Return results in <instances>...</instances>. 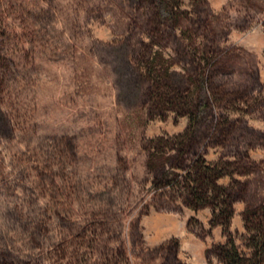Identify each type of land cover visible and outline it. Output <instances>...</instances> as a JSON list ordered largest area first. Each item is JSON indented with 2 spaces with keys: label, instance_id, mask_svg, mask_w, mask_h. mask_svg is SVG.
Returning a JSON list of instances; mask_svg holds the SVG:
<instances>
[{
  "label": "rangeland",
  "instance_id": "1",
  "mask_svg": "<svg viewBox=\"0 0 264 264\" xmlns=\"http://www.w3.org/2000/svg\"><path fill=\"white\" fill-rule=\"evenodd\" d=\"M170 1L0 0V264H222L264 217V0ZM166 141L223 166L227 227Z\"/></svg>",
  "mask_w": 264,
  "mask_h": 264
},
{
  "label": "trees",
  "instance_id": "2",
  "mask_svg": "<svg viewBox=\"0 0 264 264\" xmlns=\"http://www.w3.org/2000/svg\"><path fill=\"white\" fill-rule=\"evenodd\" d=\"M156 1L157 13L160 17L172 16L174 5L170 0ZM148 72L154 83L153 98L166 105L174 102L175 97H165L160 90V82L163 74L166 73V68L151 63L148 66ZM170 143L171 141H166L162 149L154 146L148 157V165H166V171L161 174L162 182L168 184L173 181L175 185L183 188L186 192L187 203L192 207L209 205L211 222L227 227L230 224L233 209L227 186L218 182V179L225 173L223 166L197 156L179 174L175 166L167 162L173 155ZM158 148L162 151H158ZM249 222L253 226H250ZM244 224L246 236L242 246L230 233L223 242L217 245V256L222 264H264V217L262 214L253 213L245 219Z\"/></svg>",
  "mask_w": 264,
  "mask_h": 264
}]
</instances>
